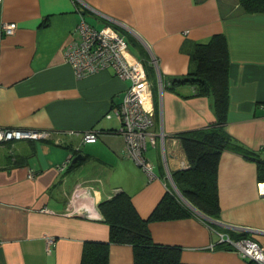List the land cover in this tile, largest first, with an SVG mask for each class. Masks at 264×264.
Segmentation results:
<instances>
[{
	"label": "crops",
	"instance_id": "obj_1",
	"mask_svg": "<svg viewBox=\"0 0 264 264\" xmlns=\"http://www.w3.org/2000/svg\"><path fill=\"white\" fill-rule=\"evenodd\" d=\"M80 17L114 27L142 63L155 136L144 149L151 178L125 155L113 113L130 80L110 68L78 78L65 61ZM4 22L16 23L12 34ZM215 33L226 37L229 57L223 129L253 158L222 151L218 217L196 211L148 227L154 243L179 247L184 263L246 264L216 231L264 251V12H244L237 0H0V128L49 133L0 142V264H80L86 241L109 240L99 204L121 191L144 219L164 194L182 199L173 175L190 164L178 134L217 118L210 97L172 82L191 68L195 43ZM90 130L98 138L85 142ZM108 264H133L131 245L110 243Z\"/></svg>",
	"mask_w": 264,
	"mask_h": 264
},
{
	"label": "trees",
	"instance_id": "obj_2",
	"mask_svg": "<svg viewBox=\"0 0 264 264\" xmlns=\"http://www.w3.org/2000/svg\"><path fill=\"white\" fill-rule=\"evenodd\" d=\"M237 1L244 12H264V0ZM190 60L192 66L188 72L173 79L172 83L190 82L195 87L196 95L210 97L217 122L202 129L178 134L190 165L187 169L175 172L173 179L181 195L193 207L204 215L216 218L219 215L216 174L222 151L235 150L251 159L253 152L238 145L223 129L229 99V57L224 34L215 33L207 40L195 43ZM261 166L258 161L260 169ZM191 205L175 194L166 193L149 217L144 219L138 215L126 192L114 194L99 204L104 220L109 225V240L86 241L80 264H108L110 243L131 245L133 264H190L181 261L179 247L154 243L148 223L196 215ZM220 244L232 249L229 244ZM246 264L258 263L249 259Z\"/></svg>",
	"mask_w": 264,
	"mask_h": 264
},
{
	"label": "built area",
	"instance_id": "obj_3",
	"mask_svg": "<svg viewBox=\"0 0 264 264\" xmlns=\"http://www.w3.org/2000/svg\"><path fill=\"white\" fill-rule=\"evenodd\" d=\"M16 29L15 22L2 23V32L12 34ZM78 38L70 41L64 48L65 61L72 67L76 77L81 78L103 69H112L122 79H129L130 85L122 101L113 108V113L120 121V133L124 138L125 155L148 175H153V165L144 155L147 141L155 143L153 125L149 115L151 105L150 83L139 59L128 50V42L123 34L111 25L99 29L93 27L80 17L76 24ZM111 114H107L110 117ZM46 131H31L16 128H0V142L21 138L47 137ZM98 134L94 130L83 133L85 142H94ZM65 163L58 168H64ZM264 193V183L259 184ZM219 243L229 244L243 256L258 264H264V251L253 239L242 237L233 239L229 235L216 231ZM213 247V246H211Z\"/></svg>",
	"mask_w": 264,
	"mask_h": 264
},
{
	"label": "water",
	"instance_id": "obj_4",
	"mask_svg": "<svg viewBox=\"0 0 264 264\" xmlns=\"http://www.w3.org/2000/svg\"><path fill=\"white\" fill-rule=\"evenodd\" d=\"M78 156L79 155H77L76 157H74L73 158V160L72 161H75L77 158H78ZM182 197V199L186 202V203H188L189 205H191L183 196H181ZM191 207H193L192 205H191ZM194 208V210H196L198 213H200V214H202L203 216H204V214L203 213H201L200 211H198L195 207H193Z\"/></svg>",
	"mask_w": 264,
	"mask_h": 264
},
{
	"label": "rangeland",
	"instance_id": "obj_5",
	"mask_svg": "<svg viewBox=\"0 0 264 264\" xmlns=\"http://www.w3.org/2000/svg\"><path fill=\"white\" fill-rule=\"evenodd\" d=\"M184 201V200H183ZM185 202V201H184Z\"/></svg>",
	"mask_w": 264,
	"mask_h": 264
},
{
	"label": "flooded vegetation",
	"instance_id": "obj_6",
	"mask_svg": "<svg viewBox=\"0 0 264 264\" xmlns=\"http://www.w3.org/2000/svg\"><path fill=\"white\" fill-rule=\"evenodd\" d=\"M181 194V193H180Z\"/></svg>",
	"mask_w": 264,
	"mask_h": 264
}]
</instances>
